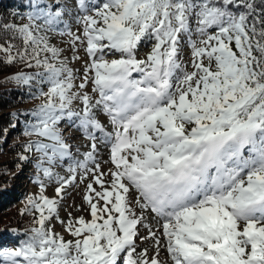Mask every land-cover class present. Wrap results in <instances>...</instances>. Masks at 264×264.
<instances>
[{
    "label": "snow or ice",
    "instance_id": "obj_1",
    "mask_svg": "<svg viewBox=\"0 0 264 264\" xmlns=\"http://www.w3.org/2000/svg\"><path fill=\"white\" fill-rule=\"evenodd\" d=\"M27 7L11 14L25 23L0 17V63L43 70L10 77L47 85L24 131L39 191L21 210L27 239L0 248V264H264V0H74L75 32L63 0ZM51 33L71 37L73 61L83 47L78 85ZM62 122L90 142L82 159ZM78 179L90 218L61 219Z\"/></svg>",
    "mask_w": 264,
    "mask_h": 264
},
{
    "label": "rangeland",
    "instance_id": "obj_2",
    "mask_svg": "<svg viewBox=\"0 0 264 264\" xmlns=\"http://www.w3.org/2000/svg\"><path fill=\"white\" fill-rule=\"evenodd\" d=\"M28 2L27 0L25 7L28 11ZM65 4L68 5L67 12L68 14L64 17V22L71 28L73 32L76 31L77 25L73 19V16L76 12V8L73 7L74 0H63ZM89 2H98V0H86V3ZM25 12V13H26ZM24 13V14H25ZM23 14V16H24ZM22 19V18H21ZM25 23L26 20L22 19ZM59 30H64L63 24L58 25ZM50 42L57 47L62 48L63 56L67 57L69 60V67L74 70L75 74V83L78 85L81 82L83 68L85 61L88 60L86 53L84 52L83 47L77 44L78 51L75 53L80 56V60L73 61L71 57L73 55L70 40L71 37L68 35H58L51 33ZM150 51V42L145 41L137 50V58H144L146 53ZM0 57H3V53H0ZM185 59H187V49H185ZM43 71L42 69L37 68H28L23 63H14L11 64V68L6 72L0 73V91H10L17 90L21 92L20 98L21 103L18 104L15 108H0V119L11 118V122L3 127V134L0 135V175L3 176L2 180L4 181L3 191L9 192L10 197L12 198L13 203L5 207L3 210H0V230L7 229L11 233L22 236L21 238L11 239V242L2 241L0 243V248L14 247L27 239L26 230L32 227V216L30 215H21V210L24 209L26 199L30 195H35L38 193L39 188L35 183L37 176V156L35 152L25 151V145L30 139L35 140L36 137H28L24 135V131L29 122L33 121V117L27 115L31 110L35 109L40 103V99L32 98L34 94L37 93L38 89H43L47 91L46 84H39L38 79L31 82L30 85L17 84L14 80H11L10 77L16 75L17 73L24 72L26 74L35 75L37 72ZM135 75V74H134ZM91 84L85 89L95 98H98L96 94L91 92ZM74 108H79V102H74ZM98 119L103 123L105 117L103 113L98 114ZM24 119V120H23ZM21 122L24 124L20 126ZM61 129L65 133L67 142L71 145V151L74 158L82 159L81 153L88 150L89 141H87L82 132L77 131L75 128H69L66 122H62L60 125ZM79 149V152H77ZM26 156V160H21L20 156ZM108 159L107 149L103 146H100V151L97 154V162L100 163L101 169L106 170L108 165L104 162ZM71 161H66L62 167H56L53 169L54 172L59 173L60 175H67V167ZM90 167L92 165H89ZM41 179H44L41 175ZM46 185V195L52 197L54 195V181L49 182L44 179ZM88 181L80 183L79 179L77 180V185L69 187L66 190V195L63 201H61L59 208V215L61 219H67L68 213L72 214V217H78L79 215H84L85 218H90L88 216L86 205L83 204L82 196L85 190V185ZM80 208V211L76 209ZM149 222L155 227V221L150 216ZM54 225V230L60 232L62 235H65V238H69L64 232L61 225L53 219L50 222ZM15 230V231H13ZM14 234V235H15ZM146 232L144 229H141V235H145ZM138 245L143 247H149L151 242H141L137 241ZM151 254V251H150ZM161 259H164V253H161Z\"/></svg>",
    "mask_w": 264,
    "mask_h": 264
},
{
    "label": "trees",
    "instance_id": "obj_3",
    "mask_svg": "<svg viewBox=\"0 0 264 264\" xmlns=\"http://www.w3.org/2000/svg\"><path fill=\"white\" fill-rule=\"evenodd\" d=\"M27 0H0V17L5 19H15V22L18 24L24 23L21 18H14L11 14L18 13L19 17H23V14L26 12L27 8L25 7ZM1 58V57H0ZM11 68V65L0 63V73L8 71ZM21 92L17 90L10 91H0V108H15L20 104ZM11 118L0 119V135L3 134L2 129L8 123H10ZM24 120V119H23ZM24 124L21 122L20 126ZM3 176L0 175V210H3L5 207L13 203L12 198L10 197L9 192L3 191L4 181L2 180ZM7 229L0 230V243L2 241L11 242V239L21 238L20 235H14Z\"/></svg>",
    "mask_w": 264,
    "mask_h": 264
}]
</instances>
